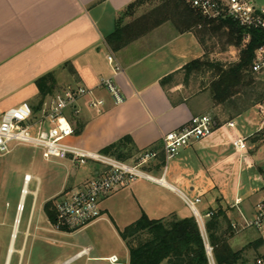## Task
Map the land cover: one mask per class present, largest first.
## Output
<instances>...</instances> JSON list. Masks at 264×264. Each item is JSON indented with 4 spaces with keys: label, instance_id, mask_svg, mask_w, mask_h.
I'll return each mask as SVG.
<instances>
[{
    "label": "crops",
    "instance_id": "1",
    "mask_svg": "<svg viewBox=\"0 0 264 264\" xmlns=\"http://www.w3.org/2000/svg\"><path fill=\"white\" fill-rule=\"evenodd\" d=\"M135 1L0 0V111L22 102H28L32 108L36 106L40 95L35 80L51 72L53 93L46 96L42 104L49 102L51 96L59 97L68 87L82 86L91 90L72 109L66 110L74 130L67 140L70 144L100 152L106 145L128 135L135 149L142 153L153 146H162L163 134L187 127L193 116L205 114L207 108H220L221 105L215 104H194L190 101L193 97L182 94L174 98L168 88L160 84L163 77L203 56L204 50L192 32L177 33L163 23L117 51L110 49L106 37L114 31L119 18L122 23H128L124 19L134 16L125 12ZM109 52L121 66V72L114 73L106 57ZM260 74L264 77V73ZM102 78L113 79L125 98L122 103H114L100 86ZM98 99L103 100L101 105H90L92 100ZM253 109L256 111L251 113ZM213 120L215 128L211 135L193 141L167 163L164 161L158 170L154 169L157 157L145 167L159 178L166 165L165 183L138 179L114 188L100 199L101 217L95 222L104 221L118 233V229L122 230L142 214L150 219L170 214L178 218L191 217L193 214L183 194L192 199L200 198V208H196L204 216V222L209 219L205 217L206 212H216L219 208L225 211L229 223L240 221L241 214L251 217L256 202L250 199L258 190L250 186V177L244 180L242 175L256 168L257 176L253 180L264 179L251 150L264 140V134L261 139L255 138L264 128L263 116L254 105L229 116L223 110ZM230 121L235 124L233 128L226 125ZM239 136L246 139V152L235 149L231 143ZM53 163L63 167V176L39 207L41 180L36 174H24L30 175L31 181H37L35 191L29 189L31 181L26 185L28 193L24 202L27 195L35 197L28 227L36 215V229L44 232L39 233L38 238L44 239L53 231L63 232L52 230L44 204L70 194L103 173V166L95 162L91 165L87 162L82 168L71 160ZM237 198L241 201L235 204ZM28 234L22 241L23 255L33 235ZM81 250L60 264L82 258L84 254L77 255Z\"/></svg>",
    "mask_w": 264,
    "mask_h": 264
},
{
    "label": "trees",
    "instance_id": "2",
    "mask_svg": "<svg viewBox=\"0 0 264 264\" xmlns=\"http://www.w3.org/2000/svg\"><path fill=\"white\" fill-rule=\"evenodd\" d=\"M149 0H136L131 3L126 14H132L137 5ZM124 13V14H125ZM169 22L177 33L192 32L204 50L201 58L191 60L177 72L160 80L162 86L172 82L179 74L183 76V85L192 75L210 73L209 89L215 105L233 107L235 114H240L250 107L264 102V77L251 71L255 50L264 44V30L240 26L229 18H208L192 7L186 0H160L149 12L128 23L118 19L114 31L106 37V43L112 51L124 47L148 31ZM213 39L221 46L238 50V59L223 62L210 57L208 42ZM215 45L214 43L212 46ZM39 91V103L32 109L34 113L41 108L43 99L53 93L54 77L47 73L35 80ZM264 128L255 135L261 139ZM158 162V170L164 163L162 146H153ZM104 154L118 159L136 158L141 153L135 149L130 136L121 137L100 150ZM43 210L51 225L56 223L55 202L50 200ZM63 231H69L63 229ZM208 241L217 264H250L243 250H235L229 244L234 231L230 227L225 211L219 208L205 222ZM118 235L128 250V264H207L200 228L193 216L178 218L175 214L159 219H150L142 214L128 224ZM256 238L248 244L253 249L261 247V240Z\"/></svg>",
    "mask_w": 264,
    "mask_h": 264
},
{
    "label": "built area",
    "instance_id": "3",
    "mask_svg": "<svg viewBox=\"0 0 264 264\" xmlns=\"http://www.w3.org/2000/svg\"><path fill=\"white\" fill-rule=\"evenodd\" d=\"M192 7L208 18H229L240 26L260 28L264 30V8H257L253 0H186ZM107 60L114 68V73L122 71L112 52L107 54ZM251 71L264 73V44L260 45L254 54ZM100 86L112 97L114 103L120 104L124 96L112 78H102ZM91 90L82 87H68L55 101L45 102L36 115L28 102L0 111V154H7L14 145H26L38 150L45 160L70 159L77 165H84L89 161L103 166L102 175L88 180L81 188L70 194L60 197L56 202L57 230L81 229L101 217L100 199L110 193L114 188L128 184L138 179L162 183L166 171L164 166L162 175L153 176L146 166L157 157L156 150H147L136 158L128 160L118 159L113 155L99 151H91L72 145L67 140L73 135V127L66 115L67 109H72L75 103ZM103 100H92L90 105L97 107ZM264 119V102L257 104ZM233 128L234 122L226 124ZM215 128L213 118L208 114L193 116L187 127L173 130L162 135V151L164 161L167 163L182 149L187 148L193 141L211 135ZM235 149L246 152L247 145L244 137H236L231 141ZM32 180L28 174L24 175L23 184L27 185ZM185 204L190 208L197 221L203 239L207 264H217L212 252L206 230L204 216L199 213L196 204L200 198H189L183 194ZM235 199V204L240 202ZM253 215L246 217L241 214L240 221H231L230 227L234 232L253 230L261 240L262 251L255 257L253 264H264V193L255 203ZM213 211H208L205 217H211ZM83 251V250H82ZM80 251V252H82ZM80 252L77 254L79 255ZM108 260L116 263V257ZM67 260L66 262H68Z\"/></svg>",
    "mask_w": 264,
    "mask_h": 264
},
{
    "label": "rangeland",
    "instance_id": "4",
    "mask_svg": "<svg viewBox=\"0 0 264 264\" xmlns=\"http://www.w3.org/2000/svg\"><path fill=\"white\" fill-rule=\"evenodd\" d=\"M253 1L257 8H264V0ZM159 2L160 0H149L137 5L134 16L125 18L124 22L132 21L135 17L149 12V10L159 4ZM167 24L173 28L169 22H167ZM213 43L215 45L212 46ZM208 46L211 51L210 57L212 59H218L227 63L237 59L238 50L234 47H227L222 51L221 46L215 39L209 41ZM210 75V73L192 75L188 83L183 85V76L179 74L172 82H169L166 87L174 98L182 94L188 98L193 97L190 101L194 104L201 102V104L206 103V105H211L214 104V102L212 101L209 89ZM175 86H178L176 90L174 89ZM55 99L54 96H51L47 101H55ZM206 105H203L202 109H205ZM41 106L43 107V104ZM223 110L226 111V115L229 116L234 108H227L221 105L220 108L215 110L207 108L205 114L214 118L217 116V113ZM255 111L256 109H253L251 113ZM251 150L252 156L258 167L262 169L264 176V140L257 145H253ZM54 161L61 160H45L38 150L26 145H14L9 153L0 154V264H4L5 262L12 226L18 209L21 189L23 187L24 174H36L41 180V189L39 191L37 206L39 207L41 200L56 189L59 185L58 180L63 176V167L61 168L59 165L54 164ZM91 164H93V161L87 163V165ZM75 165L77 164L75 163ZM78 166H80L79 168L84 167L83 165ZM256 176V168L244 172L242 175L244 180L250 177V186L258 190V193H254L250 199L252 203L259 200L261 197L260 195L263 194L264 188V179L253 180ZM36 186L37 181L33 180L29 185V189L35 191ZM34 199L35 197L33 195H27L23 203V210L19 219V229L14 240L15 251L11 255L9 264H60V262L65 261L77 251L83 250V248L87 249L84 256L70 264H112L105 258L111 255L116 257L115 264H128V250L125 243L119 237L117 231L112 229V227L104 221L91 223L81 229L69 231L61 230L64 233L53 231L48 234L47 239L38 238L39 233L41 234L44 232L36 229L38 228L36 215V218L34 216L30 228L28 227ZM58 200L59 196L57 199H53L55 204ZM196 207L199 209L200 204L197 203ZM52 227L53 230L55 227L54 225H52ZM28 233L33 235H30L23 255L22 241L26 239V234L28 236ZM255 236L256 233L253 230L238 231L234 232L228 240L233 249L243 250V256L250 264H253L255 257L262 251L261 248L253 249L248 244L256 238Z\"/></svg>",
    "mask_w": 264,
    "mask_h": 264
},
{
    "label": "bare ground",
    "instance_id": "5",
    "mask_svg": "<svg viewBox=\"0 0 264 264\" xmlns=\"http://www.w3.org/2000/svg\"><path fill=\"white\" fill-rule=\"evenodd\" d=\"M161 182L165 183V180L162 179ZM27 193H28V188H27V186L25 184H23V187H22L21 193H20L19 204H18L19 208L17 209L16 215H15V218H14L12 232H11V237H10V240H9L8 250H7V254H6V258H5L4 264H9L11 255L15 251L14 240H15L16 235L18 233L19 219H20V216H21V213H22V210H23L24 198H25V195ZM86 252H87V249H83V251L80 252V254L78 256H81V255L85 254ZM69 262H66V264L69 263Z\"/></svg>",
    "mask_w": 264,
    "mask_h": 264
},
{
    "label": "water",
    "instance_id": "6",
    "mask_svg": "<svg viewBox=\"0 0 264 264\" xmlns=\"http://www.w3.org/2000/svg\"><path fill=\"white\" fill-rule=\"evenodd\" d=\"M18 208H19V205H18Z\"/></svg>",
    "mask_w": 264,
    "mask_h": 264
}]
</instances>
